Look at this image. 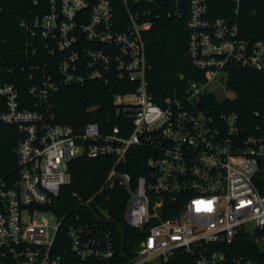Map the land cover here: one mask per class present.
<instances>
[{
    "label": "built area",
    "instance_id": "1",
    "mask_svg": "<svg viewBox=\"0 0 264 264\" xmlns=\"http://www.w3.org/2000/svg\"><path fill=\"white\" fill-rule=\"evenodd\" d=\"M13 1L25 10L16 50L0 51V121L22 138L15 171L0 178V264H119L120 239L101 202L115 186L127 191L125 221L138 233L123 237L136 244L124 264H264L255 184L264 130L206 99L217 98L211 84L228 89L231 64L264 73V39L243 37L232 13L214 11L238 12L242 0H0V18ZM162 20L185 25L187 56L203 78L158 98L148 43ZM126 82L132 90L113 100L120 124L56 121L59 90ZM81 156L111 167L99 190L74 193L59 215L55 202Z\"/></svg>",
    "mask_w": 264,
    "mask_h": 264
},
{
    "label": "trees",
    "instance_id": "2",
    "mask_svg": "<svg viewBox=\"0 0 264 264\" xmlns=\"http://www.w3.org/2000/svg\"><path fill=\"white\" fill-rule=\"evenodd\" d=\"M21 5L23 1H13L0 18V38L7 39L6 44L0 43V51L6 52L11 48L16 50L19 22L25 10ZM214 11L217 15L225 16H232V13L238 20L240 34L243 37L264 39V0H242L238 12H235V9H225L221 5L216 6ZM162 41L165 43L161 49ZM16 55L18 56L17 53ZM148 55L152 63V68L148 72V80L152 91L158 98L172 94L176 89L183 90L188 80H202L203 78L199 70L186 57L187 29L179 20H162L153 28L148 43ZM228 70L227 87L233 93V97L227 98L223 103H219L213 95H207L206 99L219 108L237 110L249 125L260 124L264 130V73L240 67L237 64L229 65ZM181 75H184V78H181ZM20 86L23 93H27L30 84L21 80ZM131 90V85L127 82L124 85L113 87L94 84L63 88L52 97L56 121L75 126L96 121L103 130L107 124V117H110L111 125L120 124L122 119L117 117L113 106L114 95ZM92 106H98V108L90 110ZM257 111L259 116L255 115ZM21 138L22 134L16 126L0 121V178L8 177L15 171L17 157L14 147ZM110 167L111 159L105 157L81 156L73 160L70 165V183L63 187L57 198L55 212L59 215L65 214L70 209V202L76 199L73 196L74 193L85 199L99 190L104 184ZM262 174V172L258 173L255 184L264 194V179L260 177ZM105 196L109 197L108 200L101 202L111 209L116 238L120 239L118 240L120 244L122 243L117 246L119 264H124L133 257L136 244L123 237L128 234H138L125 221L124 212L128 194L123 187L115 186L105 192ZM236 252L244 253L245 250L238 247ZM71 264L83 263L72 259Z\"/></svg>",
    "mask_w": 264,
    "mask_h": 264
},
{
    "label": "rangeland",
    "instance_id": "3",
    "mask_svg": "<svg viewBox=\"0 0 264 264\" xmlns=\"http://www.w3.org/2000/svg\"><path fill=\"white\" fill-rule=\"evenodd\" d=\"M209 87L211 90H213L219 100H225L227 98L233 97V93L226 88L225 84H223V87H219L218 84L215 83L211 84ZM261 172L263 174L260 177L264 179V167L261 169Z\"/></svg>",
    "mask_w": 264,
    "mask_h": 264
},
{
    "label": "water",
    "instance_id": "4",
    "mask_svg": "<svg viewBox=\"0 0 264 264\" xmlns=\"http://www.w3.org/2000/svg\"><path fill=\"white\" fill-rule=\"evenodd\" d=\"M164 43H165L164 41L161 42V45H160V48H161V49L163 48ZM186 57H188V56L186 55ZM200 105H202V102H200Z\"/></svg>",
    "mask_w": 264,
    "mask_h": 264
}]
</instances>
